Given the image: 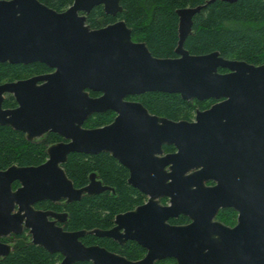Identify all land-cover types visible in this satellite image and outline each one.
Masks as SVG:
<instances>
[{"label": "water", "instance_id": "95a60500", "mask_svg": "<svg viewBox=\"0 0 264 264\" xmlns=\"http://www.w3.org/2000/svg\"><path fill=\"white\" fill-rule=\"evenodd\" d=\"M215 1L176 10L178 56L162 58L154 56L146 42L133 40V29L124 19L100 28H93L87 22L88 14L98 5H103L106 14L117 16L124 9L121 0H74L63 11L40 0H0V62L40 61L56 68L50 74L0 84V125L25 132L30 141L47 131L69 139L51 145L48 159L40 165L13 164L0 169V259L13 250L1 238L21 234L25 227L35 244L49 252L67 254L62 264L91 259L95 264H108V260L121 259L99 246H83L79 237L87 233L115 238L120 234L150 246V241L139 237L125 221L144 211H159L164 220L180 213L181 202L191 190L195 191L193 187H204V180L213 176L210 156L217 133L229 132L232 136L227 137L234 140L248 139L245 153L247 159L250 155L251 185L260 189L257 193L264 191V64L228 59L220 51L192 54L185 47L193 33L195 16ZM221 68L228 71L221 72ZM38 81L45 83L38 85ZM90 91L102 94L94 97ZM151 91L178 93L185 100L218 101L205 110L197 109L195 121H176L151 114L141 102L126 100L130 95ZM7 92L14 93L18 107H4ZM109 109L119 113L113 123L83 127L92 114ZM155 141H159V146L175 144L179 149L166 157L172 166L171 172L164 176L159 170L143 174L141 168H134L126 159L133 151H157ZM103 151L112 152L128 166L129 183L151 194V198L135 210L118 214L116 226L110 230L63 232L55 221L48 219L54 213L38 210L34 204L40 200L72 202L80 200L85 193L99 194L112 189L97 179L96 172L91 173L88 185L76 188L62 166L72 152L94 155ZM204 156L209 157L207 162L200 159ZM201 164L202 170L188 173ZM163 177L174 182L170 185L152 182ZM16 181L21 187L14 189ZM207 191L210 193L211 189ZM162 195L172 196V206L159 204L158 197ZM183 211L192 216L193 223L161 227L169 243L167 256L176 257L180 264H227L238 258L230 254L233 249L229 240L220 238L228 237L227 232H242L246 225L243 219L237 231L219 225L214 229L210 219V224H204L197 215ZM258 219L262 221V217ZM122 228L125 233H120Z\"/></svg>", "mask_w": 264, "mask_h": 264}, {"label": "trees", "instance_id": "16d2710c", "mask_svg": "<svg viewBox=\"0 0 264 264\" xmlns=\"http://www.w3.org/2000/svg\"><path fill=\"white\" fill-rule=\"evenodd\" d=\"M57 11L66 10L74 0H40ZM207 0H121L124 9L117 17L105 13L103 6L95 7L87 22L100 28L118 19H124L133 28V37L145 41L152 53L159 57L177 56L179 17L176 9L196 6ZM185 47L192 54L220 51L228 59L245 60L256 65L264 64V0H238L234 3L217 0L208 4L194 18L193 33ZM38 68L45 69L43 63ZM15 66L0 62V83L14 77ZM221 72L226 69L221 68ZM93 95L96 92H92ZM133 98L140 99L153 113L174 120L192 119L196 110L206 109L216 99L185 100L178 93L146 92ZM6 105H9L7 102ZM109 112L89 119V126H100L110 120ZM51 134L40 141H29L25 134L7 125H0V169L13 164L39 165L47 160V147L54 141ZM76 186L85 185L89 174L96 172L105 184L115 189L96 195H85L80 201L66 206L74 211L73 224L88 229L107 228L119 212L133 208L141 200L140 192L127 181L128 170L108 153L89 155L71 153L63 164ZM89 237L95 238L93 235ZM27 236L3 237L13 242V251L0 259V264H57L43 247L32 243Z\"/></svg>", "mask_w": 264, "mask_h": 264}, {"label": "flooded vegetation", "instance_id": "af4514ba", "mask_svg": "<svg viewBox=\"0 0 264 264\" xmlns=\"http://www.w3.org/2000/svg\"><path fill=\"white\" fill-rule=\"evenodd\" d=\"M98 6H103V5H98ZM133 40L142 41V40H135L134 37ZM162 58H167V57H162ZM1 63H9L12 66H15L16 68L15 71H13L14 77H12L13 75L6 77L5 80L1 83H6V82L12 83L20 80H27L33 77H38L45 74L53 73L56 70V68H52L48 64L40 61L30 62L27 64L11 63L8 61ZM37 63H43L47 66V68L45 69L38 68ZM44 83L45 81H38V85H43ZM92 92L95 91H90L91 96L94 97L100 96L102 94L101 92H96V94L93 95ZM135 96L136 95H130L126 98V100L141 102L146 107V105L140 99L133 98ZM217 101L218 100H216L214 103H216ZM7 102L9 103V105H6ZM214 103H212L209 107H211ZM18 106H19V102L17 101L14 93L11 92L5 93L4 107L13 109ZM201 110H205V109H201ZM108 112L110 114L109 121L105 122L100 126H89L88 125L89 119L91 117H95L96 114H98V113H94L88 119L85 120L83 127L97 128L113 123L116 120L119 113L115 110L109 109L104 112H100V114L105 115ZM149 112L153 115L166 117L165 115L153 113L150 110ZM181 120L195 121L196 112H195V117H192V119H181ZM23 133L26 136V133L25 132ZM51 134L52 135L55 134V137H54V141L48 144L47 154H48V148L51 145L60 142L69 141V139H66L64 136H61L59 133L52 131H47L43 136L37 137L33 141L35 140L40 141L42 139L47 138ZM227 136H232V134L229 132L216 134V137L214 138L213 141L214 149L212 151V155L210 156L212 160L211 165L213 168L212 170L213 176L209 179L204 180V187L201 186L198 187L197 185L193 187L195 191L191 190L192 193L188 194V196L186 195L185 198L182 200L181 206L179 208L180 213L169 216L166 220H164L163 217H161V215L158 213L159 211L158 212L144 211L139 216H134L131 220L125 221V223L128 224V226L131 225L129 226L130 228H133L135 231L138 232L137 235L139 237L147 238V240L150 241L149 243L150 246H145L141 244L137 239L126 238L125 236L120 234H118L117 237L115 238L109 236H97L96 234H90V233H87L79 237V240L82 243V245L85 247L99 246L100 248L105 249L108 253L117 255L118 257L121 258L119 260H114V261L107 259L109 261L108 264H129L130 262L139 263L142 261L143 262L139 264H180L179 260L176 257L166 255L167 253L166 248L169 247L168 246L169 243L165 241L166 237L162 233L163 229L161 227L162 226L164 227L165 224L173 225V226H182L193 223L194 219L192 218V216L187 212L184 211L182 212L183 209L189 211L193 215H197L201 223L210 224L209 222L210 219L211 222L214 224V229L216 225H219L222 228L229 229L230 231H237L236 229L240 226L241 220L243 219L245 222L244 224L246 225L242 227L243 228L242 232L239 233L227 232L230 236L228 234H227L228 237L220 236L221 237L220 240L222 241L223 239L229 240L228 243L233 249L232 252L230 249V254L234 255V257L238 255V258L236 260H232L229 263L227 262V264H232V263L264 264V191L263 192L259 191L257 193V190L259 188L251 185V180L249 177L250 167L248 162L250 155L248 154L249 157L247 159L245 153L246 150L248 149V143H249L248 139L244 137L242 140L241 139L234 140V138L230 139ZM158 143L159 141H155V145H154L157 146L156 147L158 149L157 151L153 150L154 151V152L152 151L153 153L147 150L133 151L131 153L130 158H126V159L131 161V164L134 168L137 167L141 168L143 170L142 172L143 174H148L149 171L151 170H155V171L159 170L160 175L164 176V173L167 174L171 172L170 168L172 166V163L166 161V157L169 156L170 154L178 152L179 149L175 144L163 143L161 146H159ZM72 153H80V152H72ZM100 153H108L117 161L118 164H120L121 166L125 167L128 170L129 175L127 181L129 183V178L131 176L130 168L126 166L124 163H122V161L119 158L115 157L112 154V152L103 151ZM200 159H202L204 162H207L209 160V157L204 156V159L203 157H201ZM202 164L199 167L195 168V170H192L188 173L202 170L204 168ZM161 171H163V173ZM91 173L89 174V180L85 185L76 186L74 184V186L76 188H82L88 185L90 183ZM153 174L156 175L157 173H153ZM97 179H99L104 185H108L105 184L101 178H99L98 174H97ZM140 182H144V181L141 179ZM152 182L158 184L165 183L170 185V183L174 182V180L172 178L163 177L162 179H153ZM254 185H256V183H254ZM19 187H21V183H19L18 181L14 182L13 188L17 189ZM110 187L112 189H108V190L112 191V193H115L114 187L112 186ZM135 188L141 194L140 202L129 210L117 213L113 219V223L109 227L107 228L96 227V228L101 230H110L116 226L115 221L118 214L135 210L139 206H142L149 202L151 198V194L145 193L137 187ZM207 188L211 189L210 193L207 191ZM182 190H184V187L180 189L181 192ZM85 195H90V194L87 193L83 194L80 200H82ZM92 195H96V194H92ZM80 200H75V201H80ZM158 200H159V204L162 207L172 206L173 204L171 195L159 196ZM75 201L67 202L66 199H61L56 201L40 200L37 201L34 204V206L38 210L50 211L54 213L55 214L54 216L48 215V219L49 221H55L56 226L61 228L63 232L71 233V232H78L81 230H92L86 228L85 226L83 227L78 225L74 226V224L72 223L74 211L67 209L66 206ZM261 204L262 207L259 208V205ZM252 206H254V208H251ZM15 210H17V208ZM259 217H262V221H259L260 220L258 219ZM120 233H125V228H122ZM21 234L23 235V237L28 236L30 238L29 240L32 243H34L32 234L30 233V230L28 228L25 227L24 231ZM15 235L17 234H11L7 237L14 238ZM90 235H93L95 238L89 237ZM7 243H10L14 249L13 242H7ZM76 249L77 252L80 251V248L78 246H76ZM49 253L51 254V258L56 260L57 264H62L64 260L67 258V254H65L62 251L49 252ZM242 255L244 256L243 258L241 257ZM148 257L149 259L147 260ZM73 264H95V263L93 259H91V260H75Z\"/></svg>", "mask_w": 264, "mask_h": 264}, {"label": "rangeland", "instance_id": "374dc122", "mask_svg": "<svg viewBox=\"0 0 264 264\" xmlns=\"http://www.w3.org/2000/svg\"><path fill=\"white\" fill-rule=\"evenodd\" d=\"M135 40H140V37H134ZM195 117V114L193 115Z\"/></svg>", "mask_w": 264, "mask_h": 264}]
</instances>
